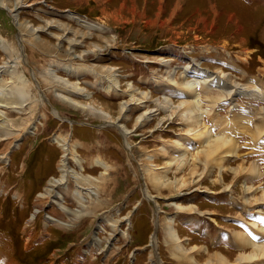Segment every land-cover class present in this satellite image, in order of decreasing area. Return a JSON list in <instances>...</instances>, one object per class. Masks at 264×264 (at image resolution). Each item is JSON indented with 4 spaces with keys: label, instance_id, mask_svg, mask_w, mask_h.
Instances as JSON below:
<instances>
[{
    "label": "rangeland",
    "instance_id": "rangeland-1",
    "mask_svg": "<svg viewBox=\"0 0 264 264\" xmlns=\"http://www.w3.org/2000/svg\"><path fill=\"white\" fill-rule=\"evenodd\" d=\"M259 1L0 0V67L12 69L0 72V88L12 89L0 103V117L9 121L0 122V264H207L203 248L238 264L240 235L250 239L264 229V203L250 205L251 188L249 198L244 191L249 185L257 201L263 197L264 131L255 128L264 119ZM188 64L230 87L197 91L213 139L233 142L221 145V153L230 151L222 162L194 160L184 122L178 115L169 120L156 105L166 96L173 105L185 99L183 83L193 78L182 72ZM165 65L178 85L166 79ZM114 79L117 91L105 92ZM215 92L221 99L213 102ZM150 110L149 120L136 124ZM178 141L185 163L166 170L168 159L182 153ZM63 159L78 182L67 176L54 184ZM149 160L157 180L147 183ZM182 180L198 184L177 193L173 185ZM169 222L181 248L167 237Z\"/></svg>",
    "mask_w": 264,
    "mask_h": 264
},
{
    "label": "bare ground",
    "instance_id": "bare-ground-1",
    "mask_svg": "<svg viewBox=\"0 0 264 264\" xmlns=\"http://www.w3.org/2000/svg\"><path fill=\"white\" fill-rule=\"evenodd\" d=\"M0 7H3L4 8V5L1 4ZM9 16H11V15L9 14ZM71 19L74 20V21H76V22H80L83 26H85L87 28L88 27L89 28H96V26H94L93 24H90L89 23V25H88L87 23H83L82 21H79V18H77L76 16L75 17H71ZM14 20H15V16H14ZM0 45H3V44L1 43ZM208 49L209 48L205 49L204 51H206ZM195 65L196 64H193V66L191 67V65L188 64L187 67H184L183 68V71H182L183 74L184 73L185 74H187V73H192L193 74L192 75L193 78L191 77L192 80L185 81V83H183L184 88H185L184 91H183V96H184L185 99L182 100L181 102H179L177 105H173L170 102L169 97L166 96L165 99H163V100H155L156 101V105L159 108V110H165V111L168 110V112H169V114H168L169 120L171 119V117L173 118V116H175V115L177 116L178 115L179 116V120L181 122L182 121L184 122V124H185L184 125L185 126V130L182 133V134H184V137L183 138L186 139V141L189 140L190 143L193 146H195L196 154L193 156L194 160L200 161V157L203 156V158L205 159V163L206 162H209V161H211V163L212 162H215V161L218 160V158L219 159L221 158L220 162H222V158H224V157H222L223 154L228 156V155H230V153H229L230 151H228V152L225 151L224 153H221L222 152L220 150L221 145L222 146H225V147H229V146H231V144L233 142L230 144V141L231 140L229 138L223 136V135H221V137H217V138L213 139V137L211 135V133H212L211 132V129L209 127H206L205 124L202 122L203 121L202 120V116H205V114L207 113V110L202 109L201 101L198 98V95H197L198 92L197 91H198L199 86H201V85L202 86L204 85L206 87L207 91H209V92H211L213 90V87H215V86H216V90H218V89L219 90L220 89L224 90L227 87H229V85H227V82L225 80H223V78L219 77V78H216L215 79L214 75H209L206 72H203V71L195 68L194 67ZM165 66H166V68H165V70H166V73H165L166 79H169L170 81H172V83L174 84V86L178 85V82L176 81V80H178L177 77H171V73H170V70L168 69V66L167 65H165ZM9 68H7V69H9ZM3 69L4 68L0 67V72L4 73V71H2ZM7 69H4V70L6 71ZM9 70H10V72H8V73L10 74L12 69H9ZM14 79L16 80V78H14ZM202 79H204V81ZM17 83L19 84L18 81H17ZM12 88H14V87H12ZM128 89H129L128 92H131L132 91V90L130 91V89H131L130 86L128 87ZM6 90L7 89H5V88H0V103L3 102V100H4V98L2 96L5 95V91ZM9 90H7V91L8 92H11L12 89L10 88ZM74 90L76 92L77 91H80V89H78L77 87L74 88ZM104 90L107 93H111L110 91H114V93H115L117 91L116 90L115 79L113 81L109 82V86H107ZM216 92H215V94L213 93L216 96V100H213V102L221 99V98H219V95ZM257 92H259L258 89H257ZM23 94H25L24 90L18 89V95L20 97H23ZM143 94L144 93H140V95L142 96V98L143 99L147 98V96L146 95L143 96ZM259 94H260V92H259ZM13 95H15V93ZM59 96H60V98L62 100L67 101V102H69L72 105L78 106L79 108H82V109H87L91 113L98 114L99 116H101V117H103V118H105L107 120L110 119L109 118V114H107L106 112H104L101 109L97 110L92 105H87V104L86 105H83V104H80V103L78 104V103L74 102L72 99H70L69 97H66V96H63V95H59ZM131 100H135L137 102V104L135 103V105H137V106H140V104H142L140 102L141 100L139 101L138 99H133V97H131ZM4 103H6V102H4ZM0 105L1 106H4L3 104H0ZM127 106H128L127 105V102L126 103H122L121 104L120 112H121V110L124 112V110L127 109ZM174 109H175V111H174ZM153 112H155V111L154 110H150V111H144V112H142L137 117L136 124H138L139 126H141L142 124L146 123V121L149 120L150 116L153 115ZM2 114L3 113H1L0 115H2ZM261 121L263 122V124L260 127H258V126L255 127L256 128V133H261L262 131H264V119H262ZM0 122L2 124L3 123L4 124L9 123V121H7V119H3L2 120L1 117H0ZM121 131H122V134H123L124 137H126L128 134H130V132H128L124 128H122ZM53 142H55L57 145H59L60 148L62 149V151H64L65 153L68 152L67 151L68 145L65 143V141L61 140L59 137H55ZM177 143L179 145H175V147H176V149L179 152H182V153H180V155H178L176 157H173V158L168 159V163H167L166 168H165L166 170L168 168H171L172 165H176V167H177L176 170H179L180 171L181 167L185 163V160L183 158L185 156V154H186V152L184 150V149H186V148H184L185 145H183L181 143V141H178ZM200 147H202V149L199 150ZM221 149H222V147H221ZM64 157H66V154H65ZM75 162H80V160L79 159L78 160H75ZM65 163H66V161L63 159V161L61 162V165L59 167L60 178H59V180H55L54 181V184L55 185L59 184V182H63L67 178V176L72 177L74 179V182L75 183L78 182V180L81 177L80 175H78L74 171H71V169H69V170L65 169V167H64V166H66ZM77 164H78L77 166H78V168L80 170L81 169V166H80L79 163H77ZM97 164L98 165H101V166H104V165H102L101 163H98V162H97ZM207 165H209V164H207ZM153 167H154V165L151 164V161L149 160L148 166H145L144 169H143V172L145 174L144 175V178L145 179L146 178L148 179V180H146L147 183H149V181H151V178L153 180L154 179L157 180V175L153 173V170H154ZM221 167H222L221 164H217V168L218 169H220ZM254 167L251 166V175H254L255 174ZM195 173H196V171L192 172V175H194ZM161 183L164 184L163 182H161ZM157 184H160L159 181H157ZM178 184L179 183H176V186H175V184L173 185L175 187V190H176L177 193L182 192L181 190H184L187 187L188 188L193 187V186H195V184H198V183H197V181H194V180H191L189 182L186 181V180H182V183L179 186H178ZM168 185H165V186H168ZM250 188H251V204L250 205L256 204L257 202L264 203V188H263V193H262L263 197L262 198L259 197L260 199H258V201H257L256 198L253 197V195L255 194V189L253 190L252 189V186L250 187L249 185H245L244 186V191L248 195L247 197L249 198V194H250L249 193V190H250ZM226 191L227 192H230V190H228V189H226ZM76 194L78 195V193H76ZM93 195L94 196H92V199H95L96 196H97V193H95ZM146 198H147V196H146ZM230 198L232 199V196ZM244 202H245L246 205L247 204L249 205V201L248 200H244ZM242 208L243 209L244 208L247 209V207H245L244 205H243ZM253 209H255V208H253ZM188 210L189 211H194V212L198 211L196 208L191 207V206H189ZM257 212H259V211L257 210ZM168 221H170V220H168ZM252 226L254 228L257 225H256V223H253ZM256 231L257 232H254L255 234L254 235L252 234L253 236L250 239L247 237L249 240L246 238L245 235L244 236L243 235H240V237H241L240 238L241 239V241H240L241 242V246H240L241 247V254H239V256L236 258V262L238 264H256V263H259L260 261H264V243L263 244H256V239H257L258 236H262L264 238V229L263 230H258V228H257ZM167 237H168L170 243L171 244H174L176 248H181L180 245L178 244L179 243V238L176 235V233L173 231L171 222H169V224H167ZM151 241H152L151 242L152 243L151 246L154 247L153 237H152ZM202 250L208 256L207 261H206L207 264H210V262H215V264H231L228 261L229 258H227L226 255H221L219 252H213V254L212 253L209 254L208 253L209 251L207 249L204 250V248H203ZM247 250H249L248 253H247Z\"/></svg>",
    "mask_w": 264,
    "mask_h": 264
},
{
    "label": "crops",
    "instance_id": "crops-1",
    "mask_svg": "<svg viewBox=\"0 0 264 264\" xmlns=\"http://www.w3.org/2000/svg\"><path fill=\"white\" fill-rule=\"evenodd\" d=\"M258 2H260L259 0H258ZM261 3V2H260ZM263 3V2H262Z\"/></svg>",
    "mask_w": 264,
    "mask_h": 264
},
{
    "label": "water",
    "instance_id": "water-1",
    "mask_svg": "<svg viewBox=\"0 0 264 264\" xmlns=\"http://www.w3.org/2000/svg\"><path fill=\"white\" fill-rule=\"evenodd\" d=\"M54 110V109H53ZM55 111V110H54ZM70 123V122H69ZM97 127H99V126H97Z\"/></svg>",
    "mask_w": 264,
    "mask_h": 264
}]
</instances>
